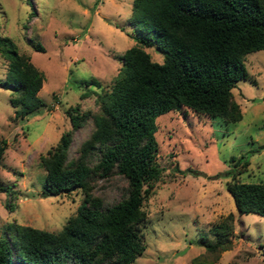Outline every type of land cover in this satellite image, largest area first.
I'll list each match as a JSON object with an SVG mask.
<instances>
[{
	"label": "trees",
	"instance_id": "16d2710c",
	"mask_svg": "<svg viewBox=\"0 0 264 264\" xmlns=\"http://www.w3.org/2000/svg\"><path fill=\"white\" fill-rule=\"evenodd\" d=\"M129 22L137 44L121 55L122 65L110 86L91 81L101 87L100 92H92L96 110H84L80 103L68 107L65 113L71 128L39 158L45 170L42 194L80 190L83 198L76 214L57 233L9 225L13 236L5 232L0 238V264H130L146 249L145 202L162 175L157 117L185 107L225 122L242 119L232 89L249 76L245 56L264 49V0H133ZM153 44L164 56L161 63L145 50ZM33 48L45 51L40 44ZM0 56L6 61L0 85L16 94L10 98L15 116L45 106L38 96L43 74L30 56L18 52L12 40L3 36ZM88 121L89 135L71 153L74 132ZM5 148L6 140L1 139L0 163ZM230 160L236 161L233 156ZM248 164L245 160L242 170ZM115 177L123 179L124 192L120 200L108 204L95 188L99 181ZM226 189L239 215L264 216V183L233 180ZM15 196L12 191L8 208ZM209 231L214 241L201 242L204 252L189 264H219L221 253L233 246L229 237L234 214L223 216Z\"/></svg>",
	"mask_w": 264,
	"mask_h": 264
},
{
	"label": "rangeland",
	"instance_id": "374dc122",
	"mask_svg": "<svg viewBox=\"0 0 264 264\" xmlns=\"http://www.w3.org/2000/svg\"><path fill=\"white\" fill-rule=\"evenodd\" d=\"M132 4L133 0H0V36L10 38L42 72L38 96L46 103L25 116H15L10 98L16 94L0 85V140H6L0 163V238L5 232L13 236L9 227L13 223L57 233L76 214L83 198L80 190L42 194L45 170L39 158L71 128L65 113L68 107L80 103L84 110H96L92 92H100L101 87L91 81L110 86L122 65L121 55L137 44L130 35ZM35 44L45 51L35 50ZM145 50L153 61H163L155 44ZM244 62L249 76L232 89L242 109L240 121L196 115L185 107L157 117L162 175L145 202L146 249L130 264H189L204 252L201 242L214 241L209 228L230 212L234 214L229 237L233 246L217 262L264 264V216L239 215L226 189L233 180L264 183V148H260L264 144V49L248 53ZM5 76L6 61L0 56V81ZM86 93L89 96L81 98ZM90 131L88 121L74 132L71 153ZM232 156L236 161L230 160ZM245 160L249 164L242 170ZM124 187L123 179L115 177L99 181L95 194L113 204L121 199ZM12 191L16 196L8 208Z\"/></svg>",
	"mask_w": 264,
	"mask_h": 264
}]
</instances>
